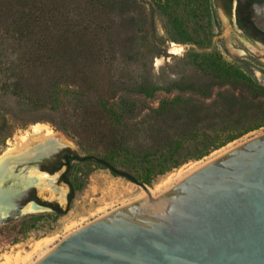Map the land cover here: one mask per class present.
Returning a JSON list of instances; mask_svg holds the SVG:
<instances>
[{
  "label": "trees",
  "instance_id": "trees-1",
  "mask_svg": "<svg viewBox=\"0 0 264 264\" xmlns=\"http://www.w3.org/2000/svg\"><path fill=\"white\" fill-rule=\"evenodd\" d=\"M120 2L0 0V49L10 41L20 54L19 62L6 68L11 78L2 86L16 97V110L52 108L72 96L82 110L75 114L82 127L74 136L84 140L90 134L111 144L108 157L69 150L60 154L56 167H65L60 179L71 186L69 208L79 189L70 179L77 164L97 163L115 176L151 184L158 175L180 165L182 157L200 158L264 126V85L243 65L220 53L202 55L197 77L166 88L149 79L137 81L127 67H117L118 62L137 59L134 45L138 41L136 19L125 16ZM131 22L137 32L131 25L126 30ZM95 69L107 77L106 95L97 96L92 90ZM159 90H177V94L152 106L149 100ZM0 105L6 107L2 101ZM2 118L0 136L4 137L14 127ZM191 143L194 152L183 155ZM49 205L56 213L62 211L56 204ZM50 215L29 214L32 223L23 231L37 230V221Z\"/></svg>",
  "mask_w": 264,
  "mask_h": 264
},
{
  "label": "rangeland",
  "instance_id": "rangeland-1",
  "mask_svg": "<svg viewBox=\"0 0 264 264\" xmlns=\"http://www.w3.org/2000/svg\"><path fill=\"white\" fill-rule=\"evenodd\" d=\"M120 6L121 10L126 13V17L130 15L136 19L135 28L138 31V41L134 45L137 59L127 60V64L118 62L117 67H127L135 80L149 79L153 85L166 88L187 77L195 78L199 75L197 63L203 59L202 55L215 52L220 53L228 61L243 65L245 70L264 85V55L248 50L244 39L263 51L264 48L261 47H264V43L260 40L246 38L230 21L220 2L216 3L215 0L208 2L207 0H121ZM130 25L133 28L131 22L126 30L130 29ZM135 28L133 30L136 31ZM230 44L235 48L245 50V54L233 52ZM0 52L5 55L0 58V101L6 106L3 108L0 105V124L3 122L2 116H5L14 127L7 136H0V165L6 161H9L6 167L15 165L13 168L10 167L7 175L4 172L0 174L2 176H0V191L9 194L12 189L23 190L36 187L37 194L40 196L36 186L40 176L29 170L31 168L46 172L56 170L59 156L65 150L81 155L98 154L105 157L111 155V144L107 140L102 141L98 136L90 134H87L84 140H79L74 136V132L82 127L81 124L76 123L75 114H81L82 110L78 109V101L72 96L63 99L60 104L52 108L35 109L27 113L16 110L18 105L16 97L10 94V89L8 93H5L2 86L5 81H10L8 76L11 71H7L6 68H11L19 62V50L13 47L10 41H6ZM104 76L105 73L99 69L92 72V90L97 96L108 93L109 84L107 77L104 78ZM175 94L177 90L172 93L159 90L155 98L149 100V104L158 106L162 99ZM42 128L61 133L68 141L66 147L60 145L53 137L35 139L36 131ZM261 133H264V126L223 146L211 149L200 158L182 157L180 165L158 175L151 184L147 185L156 190L154 195H158L162 192L159 187L163 186L168 178L179 170L189 171L190 167L193 168L196 165L200 167L250 137ZM26 134L34 135L25 141L26 147L19 146L18 138ZM37 145L45 147L38 155L43 154L44 156L47 152L45 149H49L48 152L57 149L55 151L58 156L42 161V168L37 166V161L27 160L28 163L23 161L32 156L30 151L33 150L34 153L40 151L41 148L36 147ZM194 146L191 143L181 153L185 156L191 154L189 151L194 152ZM13 155L20 156V159L16 158L15 164L10 161L12 157H15ZM64 169L65 167H62L59 174L51 175L50 180L55 181L57 186L64 185V181L60 179ZM12 174L14 176H11ZM23 176L31 178L34 183L25 186L24 181L20 179ZM70 179L79 186L70 208L71 186L67 184L68 189L63 202L50 198L48 194L40 196L58 205L62 211L58 210L57 213L54 210L43 211L51 215L37 221V230L29 233L23 231V228L32 223L29 214L0 223V264H34L43 253L54 248L65 236L108 214L115 208L135 200L144 190L139 184L124 177L115 176L109 169L91 162L77 164ZM42 210L35 213H42Z\"/></svg>",
  "mask_w": 264,
  "mask_h": 264
},
{
  "label": "water",
  "instance_id": "water-1",
  "mask_svg": "<svg viewBox=\"0 0 264 264\" xmlns=\"http://www.w3.org/2000/svg\"><path fill=\"white\" fill-rule=\"evenodd\" d=\"M250 11L264 33V0H252ZM54 151L37 166L57 157ZM139 185L147 196L68 234L34 264H264V133L158 195ZM31 201L52 210L51 201L30 187L0 196L1 204L14 206L7 215L0 213V223L23 216Z\"/></svg>",
  "mask_w": 264,
  "mask_h": 264
},
{
  "label": "bare ground",
  "instance_id": "bare-ground-1",
  "mask_svg": "<svg viewBox=\"0 0 264 264\" xmlns=\"http://www.w3.org/2000/svg\"><path fill=\"white\" fill-rule=\"evenodd\" d=\"M244 43H245V46L248 50L256 53V54H259V55H264V51L262 49H259L257 46H255L254 44H252L250 41H248L247 39H244ZM178 47V46H177ZM230 48L233 52H236V53H239V54H245V50L241 49V48H235L234 46H232V44H230ZM261 48H264V47H261ZM177 50V49H176ZM32 135L34 134H26V136H23V137H19L18 138V145L19 146H22V147H26L25 145V141L31 137ZM35 139L36 138H43V137H46V138H49V137H53L54 139H56L60 145H62L63 147L66 146L68 144V141L67 139L59 132H56V131H53L51 129H38L35 133ZM36 147H38L40 149V151L38 152H35L32 150V152L30 151V154H32V156L30 158H25V162L28 163V161H37L42 155H38V154H41L42 151L44 149L42 148H45L44 145H37ZM31 149V148H30ZM27 151H29V149H26ZM35 150L37 151V149L35 148ZM49 149H45V151H47L46 153L44 154H48ZM230 150V149H229ZM41 152V153H40ZM227 152V151H226ZM15 156V155H13ZM20 159V156H15V157H12V159H10L11 162H13L15 164V160H17L16 158ZM22 157V155H21ZM28 160V161H27ZM22 162V161H20ZM6 163H9V161H6L3 165H0V174H2V172L5 173V175H7L8 171H10L11 168H13L15 165H10L8 168L5 166ZM2 166V167H1ZM11 167V168H10ZM199 166H193V168L190 167V170L189 171H186V170H179L178 172H176L175 174H173L171 177L168 178V180L163 184V186L159 187L160 190L162 192H165L166 190L170 189L172 186H174L176 183H178L180 180H182L184 177H186L188 174L192 173L193 171L197 170ZM201 167V166H200ZM30 172H33V174L35 173L36 175L40 176V180H38V183L36 184V186L38 187V193L40 196H47L46 194H48V196L50 198H56L58 200H60L61 202H63L65 200V196H66V192H67V189H68V184L66 185V183H64V185H56L55 184V181H51L50 178L52 177L48 172L46 171H41V170H38V169H33L31 168L29 170ZM14 174V173H13ZM11 175V176H14V175ZM32 175V174H30ZM55 175V174H54ZM1 176V175H0ZM2 177V176H1ZM22 181H24L25 183V186L26 185H30L32 183H34V181L31 179V178H28L27 176H23L20 178ZM19 183V181H17ZM21 183V182H20ZM144 189V188H143ZM20 190V189H19ZM19 190L17 189H12L11 193L12 194H15L16 192H18ZM155 189H151L150 188V193L152 195H154L155 193ZM161 192V193H162ZM8 192H4L3 191H0V196L2 194L6 195ZM148 195V192L144 189L143 192L137 196L136 199L138 198H142L144 196H147ZM14 206L11 205V204H8V205H3L0 203V213H2L3 215H7L11 210H13ZM40 209H43L45 210L43 207L41 206H38L36 205L34 202H29L24 208H23V215L25 214H30V213H35V212H38ZM42 210V211H43ZM55 247V246H54ZM53 249V248H52ZM51 249V250H52ZM51 250H49L48 252H50ZM48 252L46 253H43V255L39 258V260L45 256ZM19 260L21 258H18ZM17 260V258H16ZM24 261V260H22ZM18 262V261H17ZM37 262V261H36ZM34 262V263H36ZM9 263V262H8ZM13 263V262H12ZM10 264V263H9Z\"/></svg>",
  "mask_w": 264,
  "mask_h": 264
},
{
  "label": "flooded vegetation",
  "instance_id": "flooded-vegetation-1",
  "mask_svg": "<svg viewBox=\"0 0 264 264\" xmlns=\"http://www.w3.org/2000/svg\"><path fill=\"white\" fill-rule=\"evenodd\" d=\"M220 2L230 21L250 40H260L264 43V33L251 21L250 6L252 0H215Z\"/></svg>",
  "mask_w": 264,
  "mask_h": 264
}]
</instances>
